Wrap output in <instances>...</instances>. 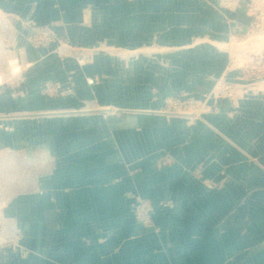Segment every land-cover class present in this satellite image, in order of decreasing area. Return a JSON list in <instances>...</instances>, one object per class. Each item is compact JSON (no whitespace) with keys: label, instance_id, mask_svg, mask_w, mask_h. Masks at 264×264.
Returning <instances> with one entry per match:
<instances>
[{"label":"crops","instance_id":"crops-1","mask_svg":"<svg viewBox=\"0 0 264 264\" xmlns=\"http://www.w3.org/2000/svg\"><path fill=\"white\" fill-rule=\"evenodd\" d=\"M2 3L80 57L0 106V155L32 167L0 192L3 228L29 253L0 264H264V111L224 92L236 24L219 0ZM222 53L220 71L194 65ZM48 81L72 92L45 94ZM170 96L197 115L160 112ZM138 199L155 228L132 218Z\"/></svg>","mask_w":264,"mask_h":264},{"label":"rangeland","instance_id":"rangeland-1","mask_svg":"<svg viewBox=\"0 0 264 264\" xmlns=\"http://www.w3.org/2000/svg\"><path fill=\"white\" fill-rule=\"evenodd\" d=\"M219 2L221 11L236 24L234 36L228 43L232 57V72L237 71L236 81L232 84L228 83L224 92L232 104H235L239 97L246 95L252 97L250 102L254 103L253 107L259 105L261 111H264V0H219ZM17 15L19 13L16 9L8 10L0 0V106L4 105L6 97L14 100L24 88H30L32 84L42 81V78L43 81L47 80V76L53 72L50 63L55 58L80 57L67 51L70 49L69 45L65 48L67 52H63L65 54L56 52L55 47H37L33 42L35 29L31 21L40 26L52 27L53 24L39 23L33 18L18 20ZM59 36L61 37L60 34ZM61 39L68 40L67 37ZM15 62L19 65L23 64V68L21 69L20 65L14 70L12 65ZM24 168H26L25 176L28 169L30 175L31 166L24 167L19 157L2 153L0 192L4 189L3 180L6 178L11 180L14 188H18L21 185ZM29 178L33 177L29 176ZM7 199H0V202ZM6 250L19 251L23 256L29 253L27 248L21 247L14 235L7 233L3 228L0 215V252Z\"/></svg>","mask_w":264,"mask_h":264},{"label":"built area","instance_id":"built-area-1","mask_svg":"<svg viewBox=\"0 0 264 264\" xmlns=\"http://www.w3.org/2000/svg\"><path fill=\"white\" fill-rule=\"evenodd\" d=\"M34 25V37L33 42L37 47H55V51L60 54H65V48L69 45V40H63L59 36L57 30L49 25H36V22L31 21ZM70 46V45H69ZM67 51H70L69 49ZM66 51V52H67ZM45 94H56V93H69L72 92V87L64 88L63 84L59 81L47 82L43 87ZM196 100L191 97L181 98L177 96H170L165 99V104L160 109V112L168 116H196ZM201 173V168L198 169ZM217 182H210L208 186L213 188L217 186ZM132 218L144 224L145 226L155 228L156 221V207L154 203L148 199H138L131 203L130 207ZM157 229V228H156Z\"/></svg>","mask_w":264,"mask_h":264},{"label":"trees","instance_id":"trees-1","mask_svg":"<svg viewBox=\"0 0 264 264\" xmlns=\"http://www.w3.org/2000/svg\"><path fill=\"white\" fill-rule=\"evenodd\" d=\"M227 55L222 53L220 57H213V58H209V57H203L200 56L199 60L197 63H195L194 65H198L201 66L202 64L205 65H209V66H214V67H219V71L221 69H223L225 62L227 61Z\"/></svg>","mask_w":264,"mask_h":264},{"label":"bare ground","instance_id":"bare-ground-1","mask_svg":"<svg viewBox=\"0 0 264 264\" xmlns=\"http://www.w3.org/2000/svg\"><path fill=\"white\" fill-rule=\"evenodd\" d=\"M15 61H16V59H15ZM18 61V60H17ZM13 66V69L15 70V69H17L18 68V66H20L17 62H15L14 63V65H12Z\"/></svg>","mask_w":264,"mask_h":264}]
</instances>
